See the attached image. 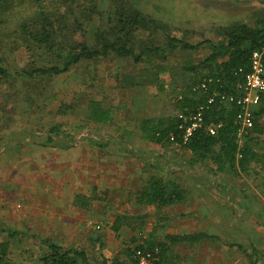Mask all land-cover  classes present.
<instances>
[{"label":"rangeland","instance_id":"rangeland-1","mask_svg":"<svg viewBox=\"0 0 264 264\" xmlns=\"http://www.w3.org/2000/svg\"><path fill=\"white\" fill-rule=\"evenodd\" d=\"M132 1L191 43L216 40L219 25L235 21L254 25L255 13L264 8V0ZM14 4L9 11L16 17L28 13L27 0ZM97 20L104 24V18ZM158 39L162 43L163 35ZM209 51L207 45L176 49L147 64L110 54L83 60L56 76L0 83V242H8L12 262L37 263L48 250L45 240H50L65 249L83 248L92 264H100L102 250L89 238L98 235L101 225L109 230L108 219L119 214L125 230L113 235L118 250L133 247L131 234L149 238L155 224L152 215L145 210L146 216H136L142 209L124 199H130L145 176L161 174L185 185L189 196L201 195L205 207L212 199V232L221 240L175 246L180 254L186 253L183 264H264V128L251 142L255 156L236 173L215 172L212 162L196 160L176 144L161 146L141 137L142 119L175 115L174 94L202 72L184 67L195 65ZM0 55L12 71L52 63L20 40L15 44L6 40ZM123 74L136 76L123 82ZM92 99L111 110L106 123L87 118ZM102 190L107 198L103 223L87 226L86 218L101 206L94 202L87 210L75 207L72 197ZM229 242L241 243L251 258Z\"/></svg>","mask_w":264,"mask_h":264},{"label":"trees","instance_id":"trees-1","mask_svg":"<svg viewBox=\"0 0 264 264\" xmlns=\"http://www.w3.org/2000/svg\"><path fill=\"white\" fill-rule=\"evenodd\" d=\"M14 1L16 0H0V48L6 40L13 41L14 44L20 40L40 50L52 63L12 71L5 65V58L0 55V83L11 78L56 76L83 60L110 54L132 59L135 63H150L153 58H165L167 53L176 49L197 50L202 45H207L210 51L203 59L195 65L184 67L185 71L195 72L200 69L202 72L191 77V83L185 84L174 94L173 104L178 109L175 115L142 119L139 124L141 137L161 146L176 144L190 152L196 160L212 162L215 172L236 173L238 166L244 168L255 156L251 142L255 133L262 131L259 120L264 115V92L259 104L253 108L254 126L245 138L239 158L236 156L238 144L234 119L238 107L235 104H211L204 111L202 127L196 129L186 142L181 140L177 113L194 111L206 99L214 85L206 91L192 88L204 77H218L223 90L237 93V85L243 82V73L248 69L251 52L264 44V8L255 13L254 25L243 21L219 25L215 28L216 40L203 39L191 43L172 34L166 23L143 13L132 0H27L28 13H19L17 17L14 11H9L15 7ZM10 14L14 15L10 17ZM97 18H104V24H99ZM159 34L164 37L162 43L158 39ZM239 67L244 71L238 72ZM135 76L123 74L121 79L129 82ZM87 118L106 123L111 118V110L92 99L87 105ZM219 121L222 126L215 135H210L206 126ZM50 130H56V126ZM170 136L174 139H170ZM185 196L186 190L179 184L166 181L160 176H151L146 186L138 192L136 201L166 206L182 202ZM81 198L84 200L87 197ZM204 238L213 240L216 236L206 232L167 236L169 243L197 242ZM45 243L48 250L39 256L35 264H91L83 249H65L50 240H45ZM7 247V241L0 242V264H15L7 257ZM152 247L159 248L158 259L153 264H170L166 256V243H143L136 248ZM238 247L242 248L241 245ZM136 248L129 252L133 264H136L133 257ZM248 255L251 258L249 253ZM100 264H119V260L117 256L111 259L103 257Z\"/></svg>","mask_w":264,"mask_h":264},{"label":"crops","instance_id":"crops-1","mask_svg":"<svg viewBox=\"0 0 264 264\" xmlns=\"http://www.w3.org/2000/svg\"><path fill=\"white\" fill-rule=\"evenodd\" d=\"M264 115L260 118V124L262 126L263 132V119ZM261 133H255V135H260ZM160 145V144H159ZM178 167V166H176ZM143 170V168L140 166L139 171ZM177 170V169H176ZM178 176L179 173H177ZM151 176H160L166 181H173L180 186H182L186 190V196L185 199L182 202L174 203L172 205H166V206H157L155 204H144V203H138L136 201L138 192L146 186L147 180ZM120 187V186H118ZM103 191V190H102ZM81 196L87 197L86 199H82ZM107 200L105 192L103 191L101 194L93 195L89 192H76L74 196L72 197V204L75 207H79L82 209H89L93 208L96 204L94 202H98V206H101L102 209H96L90 216L86 218V225L88 226L91 224V222H101L103 223V208H104V202ZM130 201V203H134L136 207L142 209L140 213H136V216H146L145 210H147L148 215H152L151 218H153L155 224L152 227L151 231H149V238L146 239H139L136 237H133L132 234L129 236V241L133 244L132 246H127L121 251L118 250V242H113L114 236H117L120 234L121 229H123V216L121 214L114 215L113 219H108V227L109 230H106V228H103L101 225V230L97 231L98 235H95L94 238H89L90 242L96 244V248L99 250H102L103 256H101V260L103 257L107 259H111L114 256H117L119 260V264L129 263L133 264L132 258L129 255L130 251H133L134 248H136L139 244H147V243H166L167 244V251L166 256L168 257V260L170 261V264H183L185 262V254H180V252L177 251V248L175 250V246H200V245H211V243L214 241L221 240L219 235L212 232V199L208 203V207L203 206V198L201 195L196 194L194 197H191L188 195V189L185 185L180 183L177 179H165L161 174L155 175L151 174L148 176H145L143 179L142 184L134 190L133 194L130 195V199H124ZM95 205H94V204ZM146 208V209H145ZM144 211V212H142ZM89 215V213H87ZM207 220H203L201 217H206ZM150 218V219H151ZM203 220V221H202ZM145 223V220H144ZM149 223V222H148ZM153 225V224H152ZM126 226H129L127 224ZM99 227V226H98ZM105 227V226H104ZM125 229H123L124 231ZM103 231V232H102ZM188 232H206L209 234H214L216 236L215 239H201L197 242H187V241H177L175 243H169L167 240V236L169 234H182V233H188ZM112 233V234H111ZM114 235V236H113ZM161 238V239H160ZM229 246H234L238 249V245H241L242 248L240 249L241 252L247 254L245 247L239 243V242H229ZM73 249V248H68ZM75 249H83V248H75ZM245 249V251H244ZM87 255L85 249H83ZM201 255V253H200ZM190 257H194L195 254H190ZM196 258L198 256L196 255ZM100 260V262H101ZM89 261V259H88ZM127 261V262H125ZM90 262V261H89ZM91 263V262H90ZM92 264V263H91Z\"/></svg>","mask_w":264,"mask_h":264},{"label":"built area","instance_id":"built-area-1","mask_svg":"<svg viewBox=\"0 0 264 264\" xmlns=\"http://www.w3.org/2000/svg\"><path fill=\"white\" fill-rule=\"evenodd\" d=\"M239 67L238 72H243ZM243 82L237 85V93H230L222 89L223 85L218 77H204L192 88L206 91L211 85L214 88L203 102H200L194 111H179L177 113L178 129L181 131V140L186 142L193 132L202 127L204 111L213 103L235 104L238 107L235 115V139L238 144L236 156L241 157L245 138L250 134L254 126L253 108L259 104L261 94L264 92V44L254 49L249 57L248 69L243 73ZM181 98V95H179ZM222 126V122H213L206 126L210 135H215ZM170 139H174L170 136ZM159 248H136L133 257L136 264H153L158 259Z\"/></svg>","mask_w":264,"mask_h":264}]
</instances>
